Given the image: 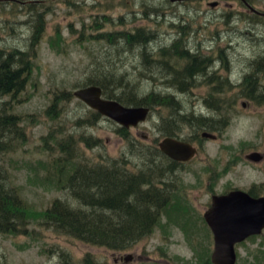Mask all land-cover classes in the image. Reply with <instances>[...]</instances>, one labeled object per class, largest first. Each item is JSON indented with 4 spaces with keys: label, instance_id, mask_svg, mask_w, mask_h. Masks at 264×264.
<instances>
[{
    "label": "rangeland",
    "instance_id": "rangeland-1",
    "mask_svg": "<svg viewBox=\"0 0 264 264\" xmlns=\"http://www.w3.org/2000/svg\"><path fill=\"white\" fill-rule=\"evenodd\" d=\"M254 2L264 7V0ZM234 5L224 11L203 2L195 11L192 5L169 0H104L90 5L29 0L22 11L20 3H0V63L14 53L25 54L26 60L28 55L33 66L23 91L14 97L0 94V113L7 106L6 113L19 114L25 131V137H19L6 151L4 162L11 182L29 205L32 219L27 233L0 232V264H62L63 253L69 254L72 264H120L113 257L127 254L136 256L128 264H214L213 232L204 219L211 195L253 186L264 193V159L246 158L255 150L264 153V100L247 96L250 94L245 89L246 76L253 72L264 87V22H252L242 4ZM91 12L105 13V29L119 36L120 32L144 28L151 34L146 47L131 45L124 38L110 44L97 33L100 29L80 30L81 16L86 21ZM41 22L44 30L35 37ZM181 36L192 53L210 57L205 72L185 91L170 83L174 79L165 65L182 68L186 60L160 55L161 48H168ZM107 71L136 84L141 96L153 92L175 99L172 105L150 109L148 119L138 127H124L136 144L121 131L123 126L99 112L91 119L94 109L74 95L85 82L105 77ZM220 80L222 91L214 89ZM61 91L71 92L70 98L57 102V110L50 108ZM175 103H180L177 110ZM180 113L209 120L222 117L224 123L218 130L183 123L178 139L200 149L191 161L165 175L174 192L150 236L129 250L117 252L58 234L44 225V209L56 197H68L52 178L54 173L47 178L49 169L58 171L61 166L53 163L63 156L61 143L71 137L78 148L63 173L79 161L109 158L127 159L128 167L136 170L143 162L155 161L150 150L159 148L168 137L163 118L170 120ZM204 131L217 137H203ZM82 135H87V142ZM93 139L98 144L90 146ZM158 159H165L166 165L170 161ZM251 237L236 245V264H264V231Z\"/></svg>",
    "mask_w": 264,
    "mask_h": 264
},
{
    "label": "trees",
    "instance_id": "trees-1",
    "mask_svg": "<svg viewBox=\"0 0 264 264\" xmlns=\"http://www.w3.org/2000/svg\"><path fill=\"white\" fill-rule=\"evenodd\" d=\"M43 30L41 22L34 36L37 37ZM147 35L146 31L137 33L124 31L120 33V36L119 33H110L108 37L103 34V37L109 40L110 44H117L116 38L119 40L124 38L131 45L141 43L146 47ZM175 46L162 49L160 55L163 58L177 56L188 59L186 68H182L185 76L180 74L170 81L172 85L185 91L195 85V77L192 74L201 71L207 62L200 57L192 56L185 50L187 55L184 56L182 47L173 50ZM143 52L147 54L146 49ZM146 60L148 61V56ZM257 66L260 67L261 64ZM32 70V62L28 55L27 60L25 54L16 56L14 53L3 58L0 63V94L2 96L10 94L14 97L23 91ZM122 77L118 78L115 72L107 71L105 77H93L81 87L91 84L99 85L103 88V94L106 97L117 99L128 106H148L151 111L156 105H172L173 95L163 98L150 92L141 96L137 85L129 83L124 76ZM245 82V89L250 94L247 96L264 100V87L259 85L255 72L247 75ZM112 83L115 86L111 87ZM214 89L222 91V80L218 81ZM258 93L261 94L257 95ZM70 94L69 91L57 93L55 103L50 108L57 110L56 103L69 99ZM178 107L180 103H175L174 108L177 110ZM7 111V106H3L0 113V232L27 233L32 221L29 205L11 182L10 173L4 162L6 151L19 137H25V131L21 126L20 115L15 112L6 113ZM180 114H173L170 120L163 118L166 127L163 131L167 136L177 137L184 122L194 123L199 128L209 130H218L224 123L222 117L209 120L203 116H196L194 113L181 114V117ZM97 115H99L98 111L94 110L90 118L94 119ZM121 131L127 132L126 137L129 142L136 144L130 140L127 129L122 127ZM82 137L87 142V135ZM91 143L93 144L90 146L97 145L98 140L93 139ZM61 146L63 156L53 162L61 166L58 171L49 169L47 178L50 179L54 173L52 178L60 189L68 192V197L58 196L44 209L42 218L47 228H52L58 234L68 235L91 245L117 252L131 249L152 234L164 209L172 200L173 184L171 180L165 181V175L168 176L176 171V162L171 164V160L156 146L150 150V157L155 156V161L160 160V163L143 162L136 170L128 167L127 159L109 158L98 162L79 161L72 169L63 173V169L72 164L78 148L71 137L61 143ZM102 157H104L103 154ZM159 157H165L170 161L166 165L167 161L158 159ZM62 264H72L69 254L63 253ZM86 264L94 263L88 261Z\"/></svg>",
    "mask_w": 264,
    "mask_h": 264
},
{
    "label": "water",
    "instance_id": "water-1",
    "mask_svg": "<svg viewBox=\"0 0 264 264\" xmlns=\"http://www.w3.org/2000/svg\"><path fill=\"white\" fill-rule=\"evenodd\" d=\"M74 95L91 109L123 127L138 126L150 114L148 106H128L117 99L104 96L103 88L95 84L74 90ZM202 136L212 139L217 137L209 131H204ZM159 147L162 152L179 161H189L198 152L191 143L174 137H165ZM247 158L258 161L262 155L252 152ZM204 216L214 235L212 262L236 264V244L261 234L264 229V197H252L241 189L214 195L212 205L205 211ZM132 257V254H127L125 259L129 261Z\"/></svg>",
    "mask_w": 264,
    "mask_h": 264
},
{
    "label": "flooded vegetation",
    "instance_id": "flooded-vegetation-1",
    "mask_svg": "<svg viewBox=\"0 0 264 264\" xmlns=\"http://www.w3.org/2000/svg\"><path fill=\"white\" fill-rule=\"evenodd\" d=\"M64 1H66V0H64ZM68 1H72L75 4H86V5H90V2H94V3L97 4V3H100V2L102 3L104 0H68ZM169 1H171L172 3H176V4L183 5V6L192 5L191 8L194 9L195 11H197L199 9V3H203V2H205L210 8H214V9L224 8L225 9L224 11H226V7H229L230 10H231V9L234 8V6H236L234 4L240 3L249 12L250 19L252 20V22H255V21L264 22V7L263 6H261V7L258 6V4H256L254 2L255 0H169ZM28 2H29V0H0V3H10L12 5L13 4H16V3L17 4L20 3L21 6H22L21 7L22 8V11L24 10L23 8L28 4ZM91 5H93V4H91ZM223 5L225 7H223ZM224 11L222 13H223V15H226V12H224ZM81 17L84 19L83 22H82V28L80 29L82 31H84V30H93V28L96 29V30L97 29H100V31H97V33L100 34L101 36H103V34H105L107 36L110 33H117V32H114V31L113 32H109V30H106L105 29L104 26L107 24L106 21H105V13H100V12H96V13L93 12V14H92V12L89 13V15H87V18L86 19L87 20L88 19L91 20L90 23H87V20L85 21V18L83 16H81ZM180 17H185V16L181 15ZM140 31H145V29L144 28H139L136 31L131 32V33H135V32L137 33V32H140ZM120 33H122V32H120ZM149 37H151V34L150 33H148V35L145 37V39L146 40H149ZM181 38H182V36L179 37V38H177L176 39L177 41L175 40L176 42L173 41L168 48H161V50L162 49H169V48H172V47H174L176 45L173 50H175L177 47H182L183 52L188 51V53L191 54L192 56H195L197 58L198 57H200V58L202 57L201 59L203 61L205 60L207 63L203 65V69L204 70L202 69L201 71H197V72H194L192 74V76L196 78V76L199 75L201 72H205L206 67L209 65L208 62H210V57L209 56H203V54H201V56H200L197 52L196 53H192L190 51V49L187 48L185 46V44H183L184 39H181ZM185 55H187L186 52L184 53V56ZM181 56H183V55H181ZM171 58H173V56ZM183 59H185V58H183ZM263 59H264V57H263ZM185 60H186V62L184 63V66L182 67L184 69L186 68L185 66L187 65L188 59H185ZM165 66L169 67L170 71L168 72V74L172 75V79H174L176 76H179L180 74H182L181 76H185L184 73H183L184 69L179 68V67H174L171 64H166ZM189 75H190V73L188 74V76ZM188 76H186V77H188ZM213 77H217V76H213ZM259 94H261V93H258L257 95H259ZM216 136H217V134H216ZM168 137H173V136H168ZM174 138H177L178 139V137H174ZM180 140H182V139L180 138ZM182 141H184V140H182ZM196 147H197V150L199 152L200 147L199 146H196ZM253 152L262 153V152H260L258 150H255ZM164 155L171 160V164L174 163V162H176V164H175L176 167H181L182 165H184L185 163L191 161L195 157L194 156L189 161H179V160L173 159L172 157H170L169 155H167L165 153H164ZM247 155H246V158H247ZM261 155H262L261 160H263L264 159V153H262ZM250 161H253V160H250ZM237 189L244 190V191L248 192L252 197H255V198L262 197V196L264 197V193L261 191V189H257L256 186H253V187H250V188H243V187H241V188H237ZM230 191L223 192V193H220V194H212L211 195V198H210L211 199V202L209 203V206H207V208H206L205 211H207L211 207V205H212V199H213V196L214 195H223V194L229 193ZM205 211H204V213H205ZM204 219H205V216H204ZM205 221H206V219H205ZM213 237H214V235H213ZM250 238H252V237H250ZM125 257L126 256H124V255L114 256L113 257V260H114L115 263L128 264L130 261H133V260L136 259V256H133L129 261H127L125 259Z\"/></svg>",
    "mask_w": 264,
    "mask_h": 264
},
{
    "label": "bare ground",
    "instance_id": "bare-ground-1",
    "mask_svg": "<svg viewBox=\"0 0 264 264\" xmlns=\"http://www.w3.org/2000/svg\"><path fill=\"white\" fill-rule=\"evenodd\" d=\"M162 74V73H161ZM158 75V74H157ZM202 77V76H201Z\"/></svg>",
    "mask_w": 264,
    "mask_h": 264
}]
</instances>
